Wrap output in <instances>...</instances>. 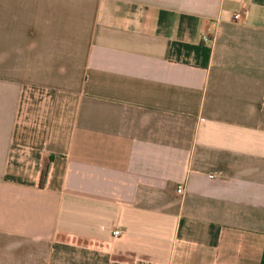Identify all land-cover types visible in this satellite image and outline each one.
<instances>
[{
    "label": "crops",
    "instance_id": "1",
    "mask_svg": "<svg viewBox=\"0 0 264 264\" xmlns=\"http://www.w3.org/2000/svg\"><path fill=\"white\" fill-rule=\"evenodd\" d=\"M0 264H264V0H0Z\"/></svg>",
    "mask_w": 264,
    "mask_h": 264
},
{
    "label": "built area",
    "instance_id": "2",
    "mask_svg": "<svg viewBox=\"0 0 264 264\" xmlns=\"http://www.w3.org/2000/svg\"><path fill=\"white\" fill-rule=\"evenodd\" d=\"M240 16V14L239 13H237V14H235V17L236 18H238ZM211 39L209 38V36L206 34V35H204L203 36V41H205V42H209ZM210 177H216V175H214V174H211L210 175ZM184 191H185V188H184V186H178V188H177V192L179 193V194H183L184 193ZM114 236H120L121 234H122V230H120V229H117V230H114Z\"/></svg>",
    "mask_w": 264,
    "mask_h": 264
},
{
    "label": "trees",
    "instance_id": "3",
    "mask_svg": "<svg viewBox=\"0 0 264 264\" xmlns=\"http://www.w3.org/2000/svg\"><path fill=\"white\" fill-rule=\"evenodd\" d=\"M47 172H48V165L45 166L42 176H41V181H40V185H44L45 183V179L47 177Z\"/></svg>",
    "mask_w": 264,
    "mask_h": 264
}]
</instances>
